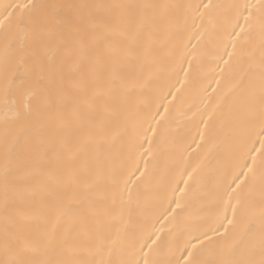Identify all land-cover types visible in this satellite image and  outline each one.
Returning <instances> with one entry per match:
<instances>
[{
	"label": "snow or ice",
	"instance_id": "1",
	"mask_svg": "<svg viewBox=\"0 0 264 264\" xmlns=\"http://www.w3.org/2000/svg\"><path fill=\"white\" fill-rule=\"evenodd\" d=\"M202 42L228 80L197 148L215 119L226 162L185 170L169 211L212 196L214 212L177 249L145 227L150 204L132 187L163 119L132 94ZM0 154V264H264V0H0Z\"/></svg>",
	"mask_w": 264,
	"mask_h": 264
},
{
	"label": "bare ground",
	"instance_id": "2",
	"mask_svg": "<svg viewBox=\"0 0 264 264\" xmlns=\"http://www.w3.org/2000/svg\"><path fill=\"white\" fill-rule=\"evenodd\" d=\"M101 2L199 3L200 0H101ZM212 2H228V0H212ZM184 42L187 43L186 38ZM191 44H197V41L192 39ZM184 51V58H181L179 53L171 57L165 55L159 69H154L158 74L151 81L150 87L132 94L133 102L142 112L155 115L159 110L163 115L158 126V147L152 157H145L149 161L147 175L132 187H138L141 195L150 204L145 227L149 231H159L165 240H174L177 249L182 248L185 241L190 238L192 226L198 223V216L210 217L214 212L212 196L188 202V208L183 212L177 210L173 214L169 211L170 207L175 208V204L169 205V201L181 197L178 189L183 188L182 181L188 179L185 170L191 171L192 167L206 154L207 161L211 162L212 168H215L218 163L226 162L224 147L219 137H215V119L209 125L206 142L201 144L199 149L197 148V144L200 143V133L205 130L201 121L207 119V114L212 110L219 94V92H213V89L219 88V91H222L227 85L228 72L226 70L221 73L220 69L225 66L222 61L214 58L222 54V51L217 53L216 49L206 42L197 45L195 59L188 55L193 52L191 45ZM188 60H192L191 69ZM185 71L188 72L187 77ZM217 80H220L219 86L216 83ZM181 81L183 84L180 83ZM170 92L174 96L169 94ZM156 119L159 120L160 116ZM213 138L218 146L208 152ZM139 164L143 170V159H139ZM2 168L3 157L0 154V170ZM133 168L134 163L128 161L126 171H131ZM209 171L207 168L204 170L205 173ZM136 176H139V173H136L132 179L135 180ZM208 179L211 180L210 175ZM0 195H2V185H0ZM253 196L258 202L259 187L256 188ZM21 207H26V205L21 204ZM39 226V224L34 225V227ZM179 255V250H177L173 258H178Z\"/></svg>",
	"mask_w": 264,
	"mask_h": 264
}]
</instances>
